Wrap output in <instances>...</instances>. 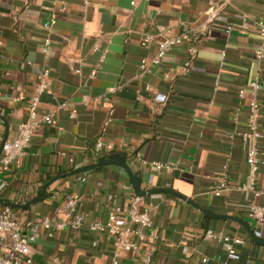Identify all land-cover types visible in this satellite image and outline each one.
Here are the masks:
<instances>
[{
	"label": "crops",
	"instance_id": "1",
	"mask_svg": "<svg viewBox=\"0 0 264 264\" xmlns=\"http://www.w3.org/2000/svg\"><path fill=\"white\" fill-rule=\"evenodd\" d=\"M263 14L264 0H0V149L28 120L40 71L49 77L39 116L56 121L40 125L24 155L0 169V206L36 230L32 264H110V237L70 229L65 210L79 195L76 210L88 225L136 197L127 170L99 166L103 160L120 161L139 178L155 235L141 252L152 264H264V224L247 210L249 202L264 206V139L256 194L240 188L248 150L241 135L256 76L264 133V58L255 57L253 26ZM144 35L152 41L143 47ZM174 38L180 43L161 64L141 74L140 61ZM151 161L177 167L158 171ZM45 219L63 226L47 231ZM207 232L223 240H206ZM120 264H136V255L123 254Z\"/></svg>",
	"mask_w": 264,
	"mask_h": 264
},
{
	"label": "built area",
	"instance_id": "2",
	"mask_svg": "<svg viewBox=\"0 0 264 264\" xmlns=\"http://www.w3.org/2000/svg\"><path fill=\"white\" fill-rule=\"evenodd\" d=\"M253 26L258 31L260 43L255 49V57L258 60L264 58V14L257 19ZM45 30L50 29L49 24H44ZM231 33V27L225 29V34L228 36ZM152 41L150 35H144L140 41L141 46H146ZM180 43V38L168 39L159 46L157 54L151 59H142L139 64L140 73L147 72L150 65H159L165 57L166 52L171 46ZM50 41L48 38L44 40L42 50L47 52ZM79 73L78 70H74ZM96 71L90 73V77H94ZM49 71H40L37 74V82L34 92L27 103L28 120L20 123L17 127V136L13 140H6L1 145L0 152V169L8 170L12 164L25 153V149L30 145L34 131L42 124L55 126L56 121L52 115L39 116V101L41 95L48 88ZM252 98L248 101V126L241 137L245 144L248 145V150L245 156L247 167L246 181L240 186L241 190L255 193V185L260 169V153L259 145L264 139V133L261 130L262 113L261 107L256 100V95L260 89L259 77L256 76L249 84ZM150 91L149 86L145 88ZM243 92H239V97H242ZM83 105L95 108L96 104L93 101H83ZM112 109L109 111L103 131L111 122ZM76 111L70 113V117L74 118ZM98 149L102 148L101 141L96 144ZM148 165L158 171H171L177 167L175 163L151 161ZM223 168H226L224 166ZM225 188L224 183L218 186L215 194H219ZM256 194V193H255ZM81 200L79 195L70 196L65 202V210L69 216L67 225L72 230H79L87 226L90 231L106 233L115 249L114 255L110 264H120V258L123 254L131 253L136 255V264H152L150 255L142 253L141 249L150 243L155 238L152 220L149 211L143 207L141 197H133L128 205L122 209L120 207H109L106 220L104 222H92L87 225L84 216L77 212L76 207ZM248 215L257 225L264 224V206L249 202L247 205ZM45 230H60L62 224L51 226L48 220L42 222ZM206 240L222 241L223 239L211 232L205 234ZM225 241L227 239H224ZM36 241V230L30 226L24 229L14 212L9 206H0V264H32L33 245ZM233 243L240 244V240H234ZM230 257L234 256V250L228 246ZM207 259H203L202 263L206 264ZM57 264V263H56Z\"/></svg>",
	"mask_w": 264,
	"mask_h": 264
},
{
	"label": "water",
	"instance_id": "3",
	"mask_svg": "<svg viewBox=\"0 0 264 264\" xmlns=\"http://www.w3.org/2000/svg\"><path fill=\"white\" fill-rule=\"evenodd\" d=\"M0 152H1V149H0ZM108 163H113V164H116V165H122L123 168H125L127 170L128 174L130 176V180H131V183H132V188L134 189L136 196H138V197L145 196L146 193L140 189L139 178L134 176L133 174H131V172L128 170L126 165H123L122 162L120 163V161H111V160H103L100 163H98V165L100 166V165H105V164H108Z\"/></svg>",
	"mask_w": 264,
	"mask_h": 264
}]
</instances>
